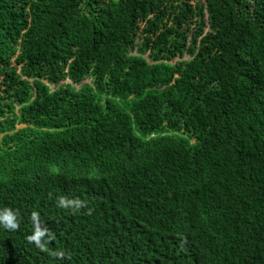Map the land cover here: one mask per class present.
<instances>
[{
    "label": "trees",
    "instance_id": "trees-1",
    "mask_svg": "<svg viewBox=\"0 0 264 264\" xmlns=\"http://www.w3.org/2000/svg\"><path fill=\"white\" fill-rule=\"evenodd\" d=\"M5 213L0 264H264V0H0Z\"/></svg>",
    "mask_w": 264,
    "mask_h": 264
},
{
    "label": "clouds",
    "instance_id": "clouds-1",
    "mask_svg": "<svg viewBox=\"0 0 264 264\" xmlns=\"http://www.w3.org/2000/svg\"><path fill=\"white\" fill-rule=\"evenodd\" d=\"M0 219H3L5 222V226L14 228L16 225L12 222L11 213H5L4 216Z\"/></svg>",
    "mask_w": 264,
    "mask_h": 264
},
{
    "label": "rangeland",
    "instance_id": "rangeland-1",
    "mask_svg": "<svg viewBox=\"0 0 264 264\" xmlns=\"http://www.w3.org/2000/svg\"><path fill=\"white\" fill-rule=\"evenodd\" d=\"M193 4H194V2H192ZM184 59H189V57L188 56H185V58ZM177 60L175 59V60H173V62H176ZM53 87V86H52ZM18 128L20 129V128H24V125H19L18 126Z\"/></svg>",
    "mask_w": 264,
    "mask_h": 264
}]
</instances>
